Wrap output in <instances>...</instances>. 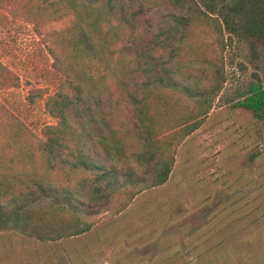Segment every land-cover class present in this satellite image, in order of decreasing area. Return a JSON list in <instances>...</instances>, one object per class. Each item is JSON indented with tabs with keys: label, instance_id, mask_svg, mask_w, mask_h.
Returning <instances> with one entry per match:
<instances>
[{
	"label": "trees",
	"instance_id": "1",
	"mask_svg": "<svg viewBox=\"0 0 264 264\" xmlns=\"http://www.w3.org/2000/svg\"><path fill=\"white\" fill-rule=\"evenodd\" d=\"M228 1L0 0L60 76L25 95L55 120L40 133L0 100V232L81 235L168 181L222 94L232 34L264 43V0ZM237 105L264 120V84Z\"/></svg>",
	"mask_w": 264,
	"mask_h": 264
},
{
	"label": "rangeland",
	"instance_id": "2",
	"mask_svg": "<svg viewBox=\"0 0 264 264\" xmlns=\"http://www.w3.org/2000/svg\"><path fill=\"white\" fill-rule=\"evenodd\" d=\"M232 36L222 94L178 147L165 184L81 235L42 241L2 231L0 264H264V120L237 105L264 84V43ZM0 54L12 69L0 76V100L40 133L55 120L25 95L59 84L51 56L29 23L3 10Z\"/></svg>",
	"mask_w": 264,
	"mask_h": 264
}]
</instances>
